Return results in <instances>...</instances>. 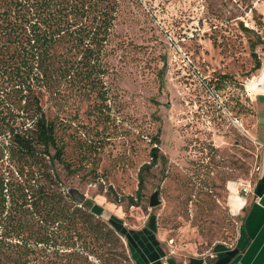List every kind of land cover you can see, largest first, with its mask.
Returning <instances> with one entry per match:
<instances>
[{
  "label": "rangeland",
  "instance_id": "1",
  "mask_svg": "<svg viewBox=\"0 0 264 264\" xmlns=\"http://www.w3.org/2000/svg\"><path fill=\"white\" fill-rule=\"evenodd\" d=\"M115 45L107 104L77 81L44 99L66 145L62 189H79L104 223L155 217L170 255H213L240 231L230 183L254 185L261 172L264 94L251 88L264 80V0H126ZM158 131L159 160L143 170ZM83 235L72 254L39 263L132 264L118 232Z\"/></svg>",
  "mask_w": 264,
  "mask_h": 264
},
{
  "label": "trees",
  "instance_id": "2",
  "mask_svg": "<svg viewBox=\"0 0 264 264\" xmlns=\"http://www.w3.org/2000/svg\"><path fill=\"white\" fill-rule=\"evenodd\" d=\"M125 2L0 0V264H40L48 253L75 252L85 232L123 236L62 189L57 165L68 166L66 145L44 99L77 81L109 102L107 59ZM253 57L254 71L261 70L257 53ZM160 144L158 131L143 170L156 165ZM96 217L111 226L105 236ZM239 232L225 245L234 247Z\"/></svg>",
  "mask_w": 264,
  "mask_h": 264
},
{
  "label": "crops",
  "instance_id": "3",
  "mask_svg": "<svg viewBox=\"0 0 264 264\" xmlns=\"http://www.w3.org/2000/svg\"><path fill=\"white\" fill-rule=\"evenodd\" d=\"M241 189V182L229 185L230 210L241 224L238 240L234 247L217 245L213 255H170L155 217L137 227L115 215H111L109 222L123 235L132 264H264V146L258 180L248 196H243Z\"/></svg>",
  "mask_w": 264,
  "mask_h": 264
},
{
  "label": "water",
  "instance_id": "4",
  "mask_svg": "<svg viewBox=\"0 0 264 264\" xmlns=\"http://www.w3.org/2000/svg\"><path fill=\"white\" fill-rule=\"evenodd\" d=\"M263 85H264V80L258 86H263ZM67 193L70 195V197L73 200H75L80 205H83L84 202L86 201V195L82 194L79 189H69ZM159 205H161V201L159 200V194L155 193L151 199V207H157Z\"/></svg>",
  "mask_w": 264,
  "mask_h": 264
},
{
  "label": "built area",
  "instance_id": "5",
  "mask_svg": "<svg viewBox=\"0 0 264 264\" xmlns=\"http://www.w3.org/2000/svg\"><path fill=\"white\" fill-rule=\"evenodd\" d=\"M252 183L251 182H245V183H242V189H241V194L243 196H248L252 190Z\"/></svg>",
  "mask_w": 264,
  "mask_h": 264
},
{
  "label": "bare ground",
  "instance_id": "6",
  "mask_svg": "<svg viewBox=\"0 0 264 264\" xmlns=\"http://www.w3.org/2000/svg\"><path fill=\"white\" fill-rule=\"evenodd\" d=\"M251 90L255 93H261V94H264V85L263 86H258L257 84L253 85Z\"/></svg>",
  "mask_w": 264,
  "mask_h": 264
}]
</instances>
